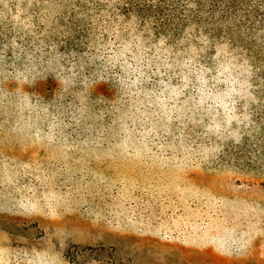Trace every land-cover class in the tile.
<instances>
[{"label": "trees", "instance_id": "1", "mask_svg": "<svg viewBox=\"0 0 264 264\" xmlns=\"http://www.w3.org/2000/svg\"><path fill=\"white\" fill-rule=\"evenodd\" d=\"M197 37L203 49L194 57L188 49ZM222 45L242 58L248 95L263 107L255 111V147L245 159L264 161V0H0V97L13 95L19 123L39 130L43 147L64 146L67 154L91 157L93 165L115 161L118 169L127 158L139 169L144 158V175L177 167L183 179V169L201 162L206 120L216 113L202 89L185 93L192 60L203 64L198 82L211 80L215 93L222 87L214 97L222 104L223 88L233 87L230 74L215 71ZM177 49L185 65L173 61ZM63 174L70 175L61 180L70 190L78 184L88 197L105 191L99 196L106 197L101 208L108 218L115 208L137 213L146 203L133 197L132 209L127 201L115 205L109 173Z\"/></svg>", "mask_w": 264, "mask_h": 264}, {"label": "rangeland", "instance_id": "2", "mask_svg": "<svg viewBox=\"0 0 264 264\" xmlns=\"http://www.w3.org/2000/svg\"><path fill=\"white\" fill-rule=\"evenodd\" d=\"M202 41H192L188 50L194 57L203 49ZM222 47L215 71L233 79V87L223 88L222 104L214 102L222 87L215 93L211 80L198 82L203 64L192 60L185 93L202 89L216 113L206 120L209 134L198 148L201 162L183 169L188 175L183 179L177 167L171 174L166 169L144 175V158L139 169L130 158L126 168L118 169L115 161L93 165L91 157L67 154L64 146L43 147L39 130L29 121L19 123L11 108L13 95L0 97V264H264V161L246 160L258 132L255 111L263 107L248 95L252 85L244 82L250 76L242 58ZM174 55L176 65H185L178 49ZM112 167L115 175L106 171ZM82 168L92 175L111 174L115 205L127 201V210L132 209L133 197L146 203L137 213L115 208L116 217L108 218L101 208L105 191L88 197L80 185L70 190L61 183L70 177L64 170ZM245 243L251 246L247 249ZM235 258L247 259L230 263Z\"/></svg>", "mask_w": 264, "mask_h": 264}]
</instances>
